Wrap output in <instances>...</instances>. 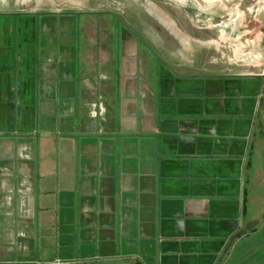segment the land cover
Listing matches in <instances>:
<instances>
[{"label":"crops","instance_id":"obj_1","mask_svg":"<svg viewBox=\"0 0 264 264\" xmlns=\"http://www.w3.org/2000/svg\"><path fill=\"white\" fill-rule=\"evenodd\" d=\"M79 12L101 11L0 14V263L226 264L259 202L264 75L152 61L151 30Z\"/></svg>","mask_w":264,"mask_h":264},{"label":"rangeland","instance_id":"obj_2","mask_svg":"<svg viewBox=\"0 0 264 264\" xmlns=\"http://www.w3.org/2000/svg\"><path fill=\"white\" fill-rule=\"evenodd\" d=\"M47 11H101L73 17L113 22L111 31L99 29L113 37L121 28L145 31L144 26L152 32V61L163 50L174 56L194 52L189 58L197 62L198 53L211 50L214 60L203 62L233 74L264 75V0H0V14L7 16ZM262 111L264 117V102ZM248 193L250 204L259 202L255 209L250 205L249 227L226 264H264V169Z\"/></svg>","mask_w":264,"mask_h":264},{"label":"built area","instance_id":"obj_3","mask_svg":"<svg viewBox=\"0 0 264 264\" xmlns=\"http://www.w3.org/2000/svg\"><path fill=\"white\" fill-rule=\"evenodd\" d=\"M1 264V263H0Z\"/></svg>","mask_w":264,"mask_h":264}]
</instances>
